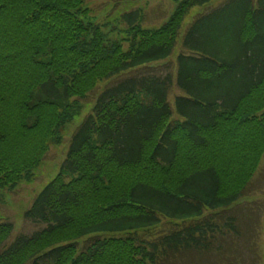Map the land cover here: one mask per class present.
I'll return each mask as SVG.
<instances>
[{
    "label": "trees",
    "instance_id": "obj_1",
    "mask_svg": "<svg viewBox=\"0 0 264 264\" xmlns=\"http://www.w3.org/2000/svg\"><path fill=\"white\" fill-rule=\"evenodd\" d=\"M210 1L180 0L159 27L124 14L125 48L85 19L86 0H0V189L29 180L80 99L121 77L25 212L40 228L11 240L15 226L0 222V264H241L249 251L261 261L262 209L243 199L260 161L229 179L215 157L217 142L243 134L264 154V0L198 15L175 74H138L172 56L186 17ZM126 169L140 174L114 188Z\"/></svg>",
    "mask_w": 264,
    "mask_h": 264
},
{
    "label": "rangeland",
    "instance_id": "obj_2",
    "mask_svg": "<svg viewBox=\"0 0 264 264\" xmlns=\"http://www.w3.org/2000/svg\"><path fill=\"white\" fill-rule=\"evenodd\" d=\"M179 1L180 0H86L84 7H88L90 10L84 17L87 21L92 20L100 24L109 38L120 40L124 43L125 48H130L132 42L128 39L129 33L127 31V21L122 19L126 12L130 13L138 11L141 14V17H143V26L159 27L167 22L175 12ZM227 1L228 0H212L204 6L194 7L183 23L180 39L172 56L168 60L156 64L157 68H144L143 70L138 71V74L150 73L153 71L168 72L170 70L175 74L176 57L182 50L181 39L187 28L198 15L211 12L215 8L225 4ZM124 76L127 77L128 75ZM119 80H121V77L110 79L109 82H106L107 80L102 81L93 91H91L87 98L80 99L82 102L79 103L83 105L79 109V113L76 114L75 112V115L73 114L74 116L71 117L70 122L60 128V142L58 144L55 142L50 143L48 152L44 155V159L33 169L32 176L29 180L24 178L14 186L9 185L0 189V222L10 221L14 224L15 230L11 236V240L19 233L31 234L40 228V226L26 220L25 212L31 207L36 195L50 181L58 176L62 163L69 150L72 136L86 116L91 112L97 96L105 89L104 87L107 83L109 86ZM178 92V89L174 87V91L169 98L171 103L174 102V97ZM258 99L264 101V92L258 95ZM74 100L77 99L73 98L71 101ZM41 114L44 113L41 112ZM263 114L264 108L256 115L261 116ZM236 139L237 137L234 140L230 139L225 143L220 142L219 146L217 142L216 148L218 156L216 155L215 160L222 165L225 170V175L229 179H232L233 177L236 178L238 175H243L250 170L251 166L256 161H260V165L253 176L252 184L249 189L250 196L243 199H245L244 201L252 203V205L258 206L262 209L260 227L257 234L258 240L256 243L257 253L261 259V263L256 262L253 259L254 256L249 251L243 255L246 263L241 262V264H264V154L256 155V151L252 152L255 141L251 138L250 134H243L238 137L237 141ZM233 148H236L239 152L237 154H235V152H230ZM141 173L145 174L144 172ZM139 174V171L133 172L132 169H126L123 170V172L117 173L116 176L113 175V178H115V180H113V183H115L114 188L126 186L131 182V179ZM108 184L109 183H106V185ZM91 199L92 197L88 200V204L93 206L95 198ZM243 199H241V201ZM243 218L249 220L246 215H243ZM80 242H82V240H80Z\"/></svg>",
    "mask_w": 264,
    "mask_h": 264
}]
</instances>
